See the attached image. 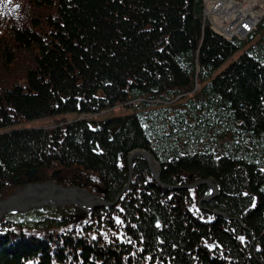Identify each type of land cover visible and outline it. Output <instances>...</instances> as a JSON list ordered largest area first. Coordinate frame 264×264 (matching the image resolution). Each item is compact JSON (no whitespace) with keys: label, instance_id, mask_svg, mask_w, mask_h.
<instances>
[{"label":"trees","instance_id":"1","mask_svg":"<svg viewBox=\"0 0 264 264\" xmlns=\"http://www.w3.org/2000/svg\"><path fill=\"white\" fill-rule=\"evenodd\" d=\"M203 1H7L0 199L34 171L32 183L111 205L6 214L0 264H264V17L226 40L203 24ZM117 105L132 113L13 128ZM135 150L149 153L159 182L140 156L129 181ZM206 180L218 191L199 204L208 186L191 185Z\"/></svg>","mask_w":264,"mask_h":264},{"label":"built area","instance_id":"2","mask_svg":"<svg viewBox=\"0 0 264 264\" xmlns=\"http://www.w3.org/2000/svg\"><path fill=\"white\" fill-rule=\"evenodd\" d=\"M248 6L257 8L256 17H243L249 15ZM222 16L226 18L221 19ZM202 17L203 24L224 39H245L256 31L264 17V0L256 4L249 0H204Z\"/></svg>","mask_w":264,"mask_h":264},{"label":"water","instance_id":"3","mask_svg":"<svg viewBox=\"0 0 264 264\" xmlns=\"http://www.w3.org/2000/svg\"><path fill=\"white\" fill-rule=\"evenodd\" d=\"M137 156H140L144 159V161L147 163V165H148V167L152 173L153 179L156 182H159L158 172L151 165V160H152L151 156L149 155V153H147L146 151H142V150H135L129 154V157H128L129 181H130V177H131V163H132L133 158L137 157ZM32 174H34V171L29 172V176H31ZM48 183L52 184L55 188L61 190L62 194H64V195L68 194V193H70L71 195L73 194L72 198L75 197V195H76L77 198L73 199L72 201H70L68 203H70L76 207H80L84 211H90L96 207L110 206L111 205L110 203H107L106 201L102 200L100 197L91 196L90 193L88 191H86L85 189L76 188V187L63 188L60 185L53 184L51 181H49L47 183H43V184H34V185L35 186H38V185L42 186V185H46ZM197 185H207L209 188L208 191L204 194V196L201 197V199L198 201L199 204H201L204 201H208V200H210L216 196L218 190L210 180L197 182V183L191 185V187L197 186ZM127 187H128V184L126 185V188ZM16 194L17 193H12L11 195H9L3 199H0V221L3 219V217L6 214L28 211V210H31L34 208H41L42 206H46L48 204H51L52 206L60 205L64 202H66V201L59 199V200L53 201L51 203V200L49 199V197L37 196V199H39V201L36 200L35 202H33V203L30 202L27 205H20V204L14 203V201H15L14 199L16 198ZM84 197H86V198H84ZM12 208L14 210H11ZM213 214L224 217L222 214L218 213L217 211H213Z\"/></svg>","mask_w":264,"mask_h":264},{"label":"rangeland","instance_id":"4","mask_svg":"<svg viewBox=\"0 0 264 264\" xmlns=\"http://www.w3.org/2000/svg\"><path fill=\"white\" fill-rule=\"evenodd\" d=\"M7 1L8 0H0V25L4 22V20L2 21L1 20V17L3 18H6L4 15H3V11L6 10V5H7ZM254 2H259L258 0H251L250 3L254 4ZM249 9H247L249 12H252L254 13L253 9H251L250 7H248ZM255 14V13H254ZM258 14L255 15V17L257 16ZM243 51H240L238 53H236L234 56H232L230 59H228L222 66L221 68H219L215 74L213 76H215L216 74H218L220 71L224 70L231 62H233L234 60H236L238 58V56L242 53ZM199 87H196L195 91L198 90ZM132 113V110H130L127 106L125 105H117L115 106L114 108L106 111V112H101L99 114H96V115H89V116H81V115H75V114H65V115H59V116H50V117H46V118H43V119H39V120H35V121H31V122H26V123H22V124H19L17 126H14L13 128L15 129H43V130H51V129H54L56 128L57 126H62V125H65V124H68L74 120H77V119H88V120H94V121H99V120H102V119H105V118H108V117H114V116H123V115H128V114H131ZM10 129H6L5 131H8ZM4 130L0 131V133H2ZM154 163V162H153ZM154 168L155 170H157V166L156 164L154 163ZM56 171L51 174L50 177H56L57 174H56ZM35 173V172H34ZM34 174H32L31 176H27V178L25 179V184L23 185H19V187H17L12 193H17V192H20L21 190L25 189L27 186H31V185H34V184H43V183H46L48 181H53L52 179H48V181L46 182H43V183H32L30 182V180H32V176ZM36 178V177H35ZM37 179V178H36ZM52 183H55L54 181ZM56 184V183H55ZM58 185V184H56ZM61 186V185H60ZM63 188H71V187H63ZM78 188V187H76ZM209 189V188H208ZM207 189V191H208ZM88 191V190H86ZM89 192V191H88ZM90 193V192H89ZM91 196H97V197H100L101 196L99 194H94V193H90ZM86 198V197H84ZM102 199V198H101ZM71 206H74V205H71ZM42 207H46V206H42ZM41 207V208H42ZM76 207V206H74ZM81 210V209H80ZM76 210V212L72 211L73 212V215L74 217H81L82 218V210ZM84 212V211H83Z\"/></svg>","mask_w":264,"mask_h":264},{"label":"bare ground","instance_id":"5","mask_svg":"<svg viewBox=\"0 0 264 264\" xmlns=\"http://www.w3.org/2000/svg\"><path fill=\"white\" fill-rule=\"evenodd\" d=\"M255 15H256V13L254 14L252 12H249V15H244L243 17L252 18V17H255ZM225 18H226V16H222L221 19H225ZM151 165L154 167L153 160H151ZM53 184H55V183H53ZM37 196L49 197V199L51 200V203L53 201H56V200H59V199L63 200V201H66V202H64V203H62L60 205H54V206L72 205V204H70L68 202H70L73 199L77 198L76 195H75V197L72 198L73 194L71 195L70 193L65 194V195L62 194L61 190L55 188L52 184L48 183V184L42 185V186L41 185H38V186H35V185L27 186L25 189L21 190L20 192H17L16 198L14 199L15 200L14 203L15 204H20V205H27L30 202L33 203L36 200L39 201V199H37ZM46 206L47 207H54L51 204H48ZM77 208L81 209L80 207H77ZM11 210H14V209L12 208ZM81 210L84 211L83 209H81ZM23 212H26V211H23ZM84 212H86V211H84ZM17 213H22V212H17ZM11 214H16V213H11Z\"/></svg>","mask_w":264,"mask_h":264}]
</instances>
